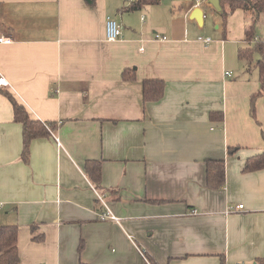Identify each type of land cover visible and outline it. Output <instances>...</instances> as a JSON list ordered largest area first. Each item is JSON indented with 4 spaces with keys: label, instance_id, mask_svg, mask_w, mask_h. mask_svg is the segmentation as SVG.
Masks as SVG:
<instances>
[{
    "label": "crops",
    "instance_id": "1",
    "mask_svg": "<svg viewBox=\"0 0 264 264\" xmlns=\"http://www.w3.org/2000/svg\"><path fill=\"white\" fill-rule=\"evenodd\" d=\"M130 1L0 0V87L58 125L23 162L21 125L0 91V225H18L21 264H148L141 250L156 264H254L264 256V168L243 165L264 151V99L251 109L259 53L239 50L260 41L264 51V13L247 42L249 10L225 26L215 18L210 32L201 4L181 1L158 20L162 0L122 10ZM106 15L121 24L116 41L105 38ZM125 68L135 80L122 79ZM147 78L164 81L157 101H142ZM210 158L224 159L218 190L206 186ZM86 160H100L101 194ZM107 210L117 220H101Z\"/></svg>",
    "mask_w": 264,
    "mask_h": 264
},
{
    "label": "trees",
    "instance_id": "2",
    "mask_svg": "<svg viewBox=\"0 0 264 264\" xmlns=\"http://www.w3.org/2000/svg\"><path fill=\"white\" fill-rule=\"evenodd\" d=\"M161 0H131L128 5L121 9L124 11L141 10L148 5L159 4ZM237 9L249 10L252 14L250 25L245 30V40L247 42L255 39V26L260 15L264 13V0H219V8L216 10L225 26L228 16ZM257 40V39H256ZM252 48H241L239 50L240 57H247L252 49L259 53L256 66L258 68L260 87L258 92L252 96L251 109H254V100L257 97L264 99V51L260 41H255ZM122 79L124 81L135 80L136 73L132 68H125L122 71ZM1 93L10 101L12 106V116L14 121L21 125L22 130V151L21 159L28 163L29 146L33 139L41 137L55 136L58 125L56 121H42L40 119L31 118L25 107L20 104L7 90L0 87ZM164 92V81L157 78H147L142 81V101L153 102L159 100ZM216 117L222 118V113H217ZM215 115V113H211ZM236 148H229L228 153H233ZM86 177L90 180L93 187L102 193L100 186V160H86L84 163ZM264 168V151L248 157L243 165L244 171H254ZM206 186L213 190L222 188L225 182V164L224 159H207L205 161ZM37 227L31 225L32 232ZM18 225L17 224H2L0 225V264H21L20 255L17 247ZM35 241L42 240V236H34ZM82 241L79 244L78 250L82 248ZM148 264H156L147 252L142 253ZM82 264V263H81ZM254 264H264V256L256 258Z\"/></svg>",
    "mask_w": 264,
    "mask_h": 264
},
{
    "label": "rangeland",
    "instance_id": "3",
    "mask_svg": "<svg viewBox=\"0 0 264 264\" xmlns=\"http://www.w3.org/2000/svg\"><path fill=\"white\" fill-rule=\"evenodd\" d=\"M163 3L160 6H155V11H157L155 17L152 19H158L161 20V17L164 16V12H170V9H173V14H178V10L180 8V2L181 1H187L190 4H194L196 0H162ZM201 4V8L203 9V12L205 14V28L209 29L210 32H217L215 28V24L212 22L215 18H219V15L217 13V9L214 6H206L205 0H199ZM235 24L237 25V30L241 29L242 19L239 17L235 19ZM105 32V29H104ZM257 35H264V25L259 26L256 28ZM263 38V37H262ZM261 38V39H262Z\"/></svg>",
    "mask_w": 264,
    "mask_h": 264
},
{
    "label": "built area",
    "instance_id": "4",
    "mask_svg": "<svg viewBox=\"0 0 264 264\" xmlns=\"http://www.w3.org/2000/svg\"><path fill=\"white\" fill-rule=\"evenodd\" d=\"M206 1V0H205ZM196 5H200V1L196 0L195 1ZM204 16V15H203ZM104 29H105V38L107 41H116L117 39L120 38L121 36V31H122V27L121 24L112 16L110 15H106L104 18ZM156 37H158V35H156ZM162 39H164V37H161ZM3 38H0V40H2ZM203 43L207 44L211 41V39L209 37H205V38H199ZM228 75V72L226 73ZM4 85V81L0 78V86ZM59 146V144H58ZM99 198H101V196H98ZM239 208H242L243 205L240 204L238 205ZM99 218L101 220L103 219H112V220H117V218L112 215V213L107 210L105 212H101L99 215ZM141 254L143 253V251H140Z\"/></svg>",
    "mask_w": 264,
    "mask_h": 264
},
{
    "label": "water",
    "instance_id": "5",
    "mask_svg": "<svg viewBox=\"0 0 264 264\" xmlns=\"http://www.w3.org/2000/svg\"><path fill=\"white\" fill-rule=\"evenodd\" d=\"M207 3L216 9L219 8V0H207ZM200 16H202V11L198 8L195 11V19L201 18Z\"/></svg>",
    "mask_w": 264,
    "mask_h": 264
}]
</instances>
